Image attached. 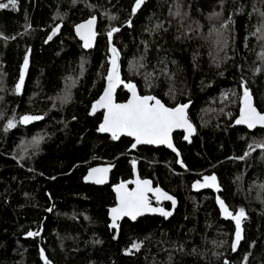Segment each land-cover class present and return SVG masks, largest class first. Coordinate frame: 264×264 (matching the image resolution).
Returning <instances> with one entry per match:
<instances>
[{"label": "trees", "instance_id": "obj_1", "mask_svg": "<svg viewBox=\"0 0 264 264\" xmlns=\"http://www.w3.org/2000/svg\"><path fill=\"white\" fill-rule=\"evenodd\" d=\"M135 3L17 0L0 9V264H264V129L236 123L245 89L264 113V0H144L133 13ZM93 17L99 39L87 52L75 28ZM112 28L120 30L110 41ZM111 47L141 96L191 104L197 134L190 143L176 134L177 153L134 150L130 138L98 130L104 114L93 105ZM129 98L123 86L117 102ZM25 115L43 119L21 123ZM135 163L179 206L169 220L111 230L114 187L134 178ZM107 164L109 185L85 183L89 169ZM213 175L218 188L194 189ZM218 199L233 214L245 210L235 250L236 222Z\"/></svg>", "mask_w": 264, "mask_h": 264}, {"label": "snow or ice", "instance_id": "obj_2", "mask_svg": "<svg viewBox=\"0 0 264 264\" xmlns=\"http://www.w3.org/2000/svg\"><path fill=\"white\" fill-rule=\"evenodd\" d=\"M144 0H136L133 13L143 4ZM11 7L16 9L17 0H7V2H0V9H7ZM179 15V13H176ZM96 24L95 18L89 19L87 22L77 25L76 32L80 38L84 41V47L90 48L95 40L96 32L94 30ZM119 28H112L108 32L109 40L115 32H118ZM59 31L57 27L54 29L52 35H55ZM48 39H52L49 36ZM112 57L110 60L111 68L107 75L108 86L105 89L103 96L93 105V112L97 108L105 109L104 121L99 127L100 132L111 133L113 139H118L120 135H127L135 138V143L132 145L133 148L139 144H166L169 148H173L175 151L171 134L174 129L183 128L188 132L189 136L195 131L193 126L189 123L186 108L187 105H179L174 108L166 107L160 99L155 96L147 95L140 96L137 93L136 85L132 83L124 84L120 78L119 71V52L115 47L110 49ZM28 68V58L25 57L23 70L20 74L19 83L16 85V91L19 93L23 83L25 72ZM124 84L131 92V99L127 103H116L115 102V90L118 86ZM66 99V98H65ZM42 116H29L25 115L21 117V123H30L34 120H41ZM237 124H246L249 128H253L257 125L264 126V115L259 113L252 105L251 95L247 89L243 95V107L240 112V118L236 120ZM15 127L12 120L8 122L7 128ZM39 143V141H36ZM264 147V145H261ZM182 163V162H181ZM109 171L107 168L103 169H92L89 176L86 179H94L95 183H104L106 181V173ZM102 175H96V174ZM136 188L129 191L127 185L120 184L116 187L117 197L119 204L117 207L111 209L112 224L111 227L118 228L117 221L124 216H129L133 220L138 215H142L145 211L159 212L161 215L167 217L171 215V212L165 211L163 208H152L150 205L148 193L152 192L156 199L171 200L175 205V200L167 193L162 192L161 189L151 187V182L148 180L140 181L137 179L135 182ZM194 187H214L218 188L216 184V177L206 176L204 177V183L197 182ZM221 212L225 217L231 218L236 222V239L232 245L233 250L236 249L241 240V221L245 218V210L240 208L238 213L233 214L229 210L228 206L223 200L218 199ZM29 236L38 235V233H28ZM133 248L138 249V244H133ZM43 255V253H41ZM47 264V262H46Z\"/></svg>", "mask_w": 264, "mask_h": 264}, {"label": "water", "instance_id": "obj_3", "mask_svg": "<svg viewBox=\"0 0 264 264\" xmlns=\"http://www.w3.org/2000/svg\"><path fill=\"white\" fill-rule=\"evenodd\" d=\"M95 20H96V24H95V28H94V30H95V32H96V36H95V40H94V42H93V45H92V47H90V48H86V47H84V41H83V40L80 38V36L77 34V32H76V28H75L76 36H77V38L82 42L83 47H84L85 51H87V52H92V51H94V50L96 49V47H97V43H98V39H99V33H98L99 21H98L97 18H95ZM86 22H87V21H86ZM83 23H85V22H83ZM83 23H81V24H83ZM79 25H80V24H79ZM118 64H119L120 78H121V80L124 82V80H123V75H122V68H121L120 56H119ZM124 84H125V83H124ZM124 84H121V85L118 86V87L116 88V90H115V94H114V95H115V102H116V103H118V102H117V99H116L117 94H118L119 90L124 86ZM107 86H108V81L106 80V86H105V89L107 88ZM105 89H104V92H105ZM126 89H127V88H126ZM136 90H137L138 95H140V94H139V91H138V89H137V87H136ZM127 91H128L129 94H130V98H129V99H131V92H130L128 89H127ZM104 92H103V94H104ZM103 94H102V96H103ZM140 96H141V95H140ZM251 100H252V105H253V107H255L256 110H257L259 113H261V112L257 109V107H256V105H255V101H254V99L252 98V96H251ZM127 102H128V101H127ZM127 102H125V103H127ZM161 102H162V101H161ZM162 103H163V102H162ZM163 104H164V103H163ZM164 105H165V104H164ZM165 106H166V105H165ZM187 106H188V107H187L186 110H185V111H186V114H187V118H188L189 123L193 126V128H194V130H195V131L189 136L188 139H185V141H186L187 143H190V142L192 141L193 137L196 136V134H197V129H196L195 125H194V124L190 121V119H189V110H190L191 104H187ZM166 107H168V106H166ZM242 107H243V99H242ZM242 107H241V109H242ZM169 108H170V107H169ZM105 111H106V110L103 109V108H97L95 112H100V113L105 114ZM240 112H241V111H240ZM261 114L264 115V113H261ZM239 118H240V114H239L238 119H239ZM103 121H104V117H103ZM33 122H34V121H32V122H30V123H33ZM102 123H103V122H102ZM238 126H240L241 128H245V129H247V130L250 131V132H254V131L258 130V129H264V126H260V125H257V126H255V127H253V128H249L246 124H238ZM181 132L184 133V136H188V132H187V130H186V129H183V128H177V129H174L173 132H172V134H171L172 144H173V147H174L175 151L173 150V148H169L166 144H139V145H136V147L133 148V149L136 150V149H138V148H140V147L165 148V149H167V150H169V151H171V152L177 153V150H176V147H175V144H174V139H173V137H174V134H176V133H181ZM103 133L106 134V135H108V136H110V137H112L111 133H108V132H103ZM120 137H127V138H130V139L133 140V142L135 143V138H134V137H130V136H127V135H120L119 138H120ZM103 168H107V169H109V171L106 173V181H105L104 183H95V182H94V179H86V178L89 176V173L91 172L92 169H103ZM114 169H115V165H113V164L99 165V166L92 167L91 169L88 170V172H87V174H86V176H85V178H84V181H85L86 184H91V185L100 186V187H102V186H106V185H109L110 182H111V176H112V173H113ZM96 175H102V174H99V173H98V174H96ZM137 179H139L140 181L148 180V181L151 182V187H152L153 189H155V188H159V189L162 190V192L167 193V192H166L164 189H162L161 187H156V186L154 185V183H153L152 180H150V179H142V178H141L140 173H139L138 163H135V164H134V178H133L132 180L128 181V182H123V183H120V184H125V185H127L128 190L131 191V190H134V189L136 188V184H135L134 182H135ZM197 182L203 184V183H204V179H203L202 181H196V182L194 183V185H195ZM120 184H118V185H116V186L114 187V193H115V196H116V206H115V207H117L118 204H119V200H118V197H117V192L115 191V189H116V187L119 186ZM194 185H193V187H194ZM194 189H195L196 191H198V192H204V191L211 190V187H200V188H196V187H194ZM167 194H168L169 196H171V197L175 200V205H173V203H172L171 200L161 199V200L158 201V200L156 199V196H155L152 192H149V193H148V197H149L150 205H151L152 208H163L165 211L171 212V215H170V216L165 217V216L161 215L159 212L145 211L142 215H138V216L136 217L135 220H133V219H132L131 217H129V216H124V217H122L120 220L117 221V223H118V227H119V224L122 223L124 220H129V221L135 223V222L138 221L139 219H142V218H145V217H154V216H156V217H164L166 220H169L172 216H174V214H175V212H176V210H177V208H178V206H179V202H178V199L174 198V197H173L172 195H170L169 193H167ZM152 199H154V200L156 201V204H153V203H152ZM164 204H171V205H172V208H171L170 210H168V209H166V208L163 206ZM113 208H114V207H113ZM109 219H110V222H111V223H110V228H111V230H116V229H118V228H113V227H111V224H112L111 209H110V212H109Z\"/></svg>", "mask_w": 264, "mask_h": 264}, {"label": "flooded vegetation", "instance_id": "obj_4", "mask_svg": "<svg viewBox=\"0 0 264 264\" xmlns=\"http://www.w3.org/2000/svg\"><path fill=\"white\" fill-rule=\"evenodd\" d=\"M182 133V132H181ZM176 134H178V133H176ZM176 134H174V137H175V135ZM184 134V133H183ZM174 137H173V139H174ZM121 138V137H120ZM184 140H185V136H184ZM174 144H175V141H174ZM175 147H176V145H175ZM141 148V147H140ZM176 150H177V148H176ZM177 152H178V150H177ZM128 182V181H127ZM123 183V182H122ZM214 189V187H211V190H213ZM211 190H208V191H211ZM153 201H154V203H153ZM152 203L153 204H156V201L154 200V199H152ZM166 205H169L170 206V208H167L166 207ZM166 209H168V210H170L171 208H172V205L171 204H164L163 205Z\"/></svg>", "mask_w": 264, "mask_h": 264}, {"label": "rangeland", "instance_id": "obj_5", "mask_svg": "<svg viewBox=\"0 0 264 264\" xmlns=\"http://www.w3.org/2000/svg\"><path fill=\"white\" fill-rule=\"evenodd\" d=\"M28 65H29V63H28ZM22 70H23V69H22ZM27 70H28V68H27ZM27 70H26V72H25L24 81H25V78H26V75H27ZM22 87H23V86H22ZM21 90H22V88H21ZM21 90H20V91H21ZM260 148L263 149V147H260ZM133 249L136 250V251L138 250V249H136V248H133Z\"/></svg>", "mask_w": 264, "mask_h": 264}]
</instances>
